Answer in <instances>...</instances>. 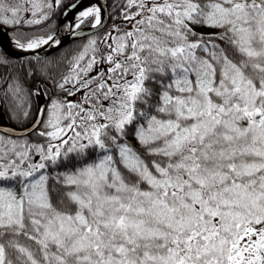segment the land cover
<instances>
[{
    "label": "snow or ice",
    "instance_id": "1",
    "mask_svg": "<svg viewBox=\"0 0 264 264\" xmlns=\"http://www.w3.org/2000/svg\"><path fill=\"white\" fill-rule=\"evenodd\" d=\"M64 4L0 0V32L58 47L33 29ZM104 7L66 27H103ZM115 8L100 39L43 66L35 114L31 62L0 74L28 125L0 132V264H264V0Z\"/></svg>",
    "mask_w": 264,
    "mask_h": 264
},
{
    "label": "trees",
    "instance_id": "2",
    "mask_svg": "<svg viewBox=\"0 0 264 264\" xmlns=\"http://www.w3.org/2000/svg\"><path fill=\"white\" fill-rule=\"evenodd\" d=\"M75 0H65L64 7H61L57 10V13L52 17L51 20L46 21L42 23L41 25L35 26L33 31L37 35H48V34H54L58 28L59 19L64 12V10L68 7V4L72 3ZM121 0H107L108 3V9H109V23L108 25L101 31L94 33L90 36H86L80 39L73 40L66 44L64 47L59 49L58 51L45 56L40 59L32 60L31 65L35 69V75H32L29 78L25 79V87L27 88H39L44 95H41L42 99L40 100V97L34 98L33 100V107L32 111L33 114H35V111L37 108H40V106L44 105L48 102V96L53 93V89L51 86V81L46 79L45 75L42 73V68L45 64H48L51 62L53 65L57 64L58 62L62 61L66 54H72L75 51L79 50L82 45L86 44L89 38H96L100 39L106 30L110 28V26L113 24V22L119 23V16L117 15V10L115 8V5L119 4ZM90 24H85L82 27H88ZM9 35L11 36V33L9 32ZM0 53L5 54L1 49ZM7 55V54H6ZM8 56V55H7ZM11 61V67L7 70L0 69V74H4L6 71L10 72L12 75L18 74V69L21 65L27 66L29 61H22L14 59L10 56H8ZM51 66V65H50ZM61 68H63V65H61ZM69 99H74L73 97H69ZM12 105L10 103H4L0 104V109L2 110L7 122L13 126L16 127H25L28 125H20L14 118L15 114L11 111ZM31 124V121H29V125ZM33 140H38L39 138L36 136H32Z\"/></svg>",
    "mask_w": 264,
    "mask_h": 264
},
{
    "label": "water",
    "instance_id": "3",
    "mask_svg": "<svg viewBox=\"0 0 264 264\" xmlns=\"http://www.w3.org/2000/svg\"><path fill=\"white\" fill-rule=\"evenodd\" d=\"M94 0H75L73 3H76L80 6L86 5V4H91L93 3ZM100 4L104 5V9L102 12V20H103V27L101 28H97V29H92L91 26L89 27H85L82 28L81 32L79 35L74 36L66 27L67 24L73 22L72 20H70V15L71 13L76 9H68V7L66 9H68V14L65 16V10L62 13L60 19H59V23H58V28L57 31L54 33V35H56L59 39H61L62 43L60 46L58 47H43L39 50H37V52L35 54L32 53H25L19 50H16L14 48H12L8 41L6 40V38L4 37V32H0V49L7 54L8 56L17 59V60H22V61H32V60H36V59H40L43 58L45 56H48L56 51H58L59 49H61L62 47H64L66 44H68L69 42L76 40V39H80L86 36H90L94 33H97L101 30H103L109 23V9H108V3L107 0H99ZM7 31V30H5ZM9 36V34H8ZM10 37V36H9ZM47 103H45L44 105L40 106V107H44ZM27 127V126H25ZM23 127H16L10 124H1L0 123V132L3 131H7L8 129H16V135H21V129Z\"/></svg>",
    "mask_w": 264,
    "mask_h": 264
},
{
    "label": "bare ground",
    "instance_id": "4",
    "mask_svg": "<svg viewBox=\"0 0 264 264\" xmlns=\"http://www.w3.org/2000/svg\"><path fill=\"white\" fill-rule=\"evenodd\" d=\"M88 5H90V4H86V5H83V6H80V7H77L72 13H71V15H70V20H72L73 21V17L80 11V10H82V9H84L85 7H87ZM4 37L6 38V40L8 41V43H9V45L12 47V48H14V46L12 45V43L10 42V37L8 36V35H5L4 34ZM43 47H45V46H43ZM42 47V48H43ZM15 49V48H14ZM17 50V49H16ZM20 51V50H19Z\"/></svg>",
    "mask_w": 264,
    "mask_h": 264
},
{
    "label": "rangeland",
    "instance_id": "5",
    "mask_svg": "<svg viewBox=\"0 0 264 264\" xmlns=\"http://www.w3.org/2000/svg\"><path fill=\"white\" fill-rule=\"evenodd\" d=\"M75 16L73 18H75ZM73 22H74V19H73ZM41 99H42V97L40 96V100ZM0 123L1 124H7L8 123L1 109H0Z\"/></svg>",
    "mask_w": 264,
    "mask_h": 264
}]
</instances>
